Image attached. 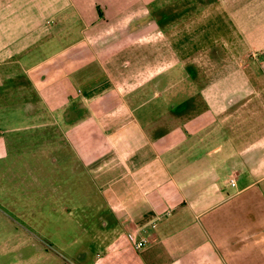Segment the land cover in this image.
<instances>
[{
    "label": "crops",
    "instance_id": "obj_1",
    "mask_svg": "<svg viewBox=\"0 0 264 264\" xmlns=\"http://www.w3.org/2000/svg\"><path fill=\"white\" fill-rule=\"evenodd\" d=\"M5 106L104 200L79 264H264V0H0Z\"/></svg>",
    "mask_w": 264,
    "mask_h": 264
},
{
    "label": "rangeland",
    "instance_id": "obj_2",
    "mask_svg": "<svg viewBox=\"0 0 264 264\" xmlns=\"http://www.w3.org/2000/svg\"><path fill=\"white\" fill-rule=\"evenodd\" d=\"M31 111L0 108V264H79L78 252L107 236L104 200L77 190L74 173L51 154L58 126L32 125ZM61 182L74 200H57Z\"/></svg>",
    "mask_w": 264,
    "mask_h": 264
},
{
    "label": "built area",
    "instance_id": "obj_3",
    "mask_svg": "<svg viewBox=\"0 0 264 264\" xmlns=\"http://www.w3.org/2000/svg\"><path fill=\"white\" fill-rule=\"evenodd\" d=\"M230 183H231L232 185L235 184V178H234V177L230 180ZM131 239L134 241V245H135V247H136L138 250L143 249V248L149 243L148 239H142V240H140V241L135 240L134 237H131Z\"/></svg>",
    "mask_w": 264,
    "mask_h": 264
}]
</instances>
